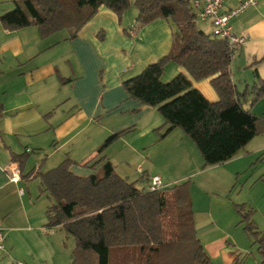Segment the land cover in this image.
Returning <instances> with one entry per match:
<instances>
[{
	"label": "crops",
	"instance_id": "crops-1",
	"mask_svg": "<svg viewBox=\"0 0 264 264\" xmlns=\"http://www.w3.org/2000/svg\"><path fill=\"white\" fill-rule=\"evenodd\" d=\"M239 2L227 0L222 10L234 9ZM129 6L120 22L110 9L100 6L74 38H70L68 30L41 38L34 26L16 31L0 26V203L7 202L12 190L19 192L21 184L32 180L31 172L45 173L66 157L75 163L70 167L74 175L89 176L93 170L78 163L90 159L109 135L128 128L131 133L111 145L104 156L117 175L129 182L143 174L147 181L136 184L137 189L147 188L154 176L167 188L176 181L171 174L182 173L185 179L196 173L212 172V167L203 169L195 145L181 130L174 129L160 139L165 127L156 109L128 99L123 83L132 80L147 65L170 55L176 44V28L168 20L137 27L135 37L127 36L125 31L134 26L137 15L133 4ZM13 8V0H0V16ZM200 25L201 31L212 32L210 22ZM230 25L235 35L246 38L245 45L233 53L230 64L231 79L241 92L252 84L255 74L264 78V0H256L254 7L231 20ZM162 71V83L184 73L173 62L167 63ZM184 74L210 104L218 101L209 79L196 83ZM258 104L244 107L256 116L259 111L263 115L264 99ZM255 140L242 153L219 165L225 168V173L239 175L246 171L250 160L264 149ZM164 152L167 154L162 159ZM12 155L27 156L22 167L18 168ZM167 157L173 158L171 163L164 162ZM11 164H16L19 170L16 183L12 182L8 169ZM249 184L250 195L236 197L235 206L243 205L244 213L250 211L255 231L264 234V166L250 178ZM1 216L2 224H8L9 236L22 232V228L7 221L16 219L12 218V212H0ZM25 220L33 222L35 218L26 216ZM0 229L4 234L1 225ZM52 233L45 238L52 237ZM251 238L247 239L251 245L231 240L228 234L200 244L210 262L212 259L220 260L218 264H264L258 245ZM15 244L14 239L4 237L5 250L0 255L10 258ZM51 258L56 264L55 258Z\"/></svg>",
	"mask_w": 264,
	"mask_h": 264
},
{
	"label": "trees",
	"instance_id": "trees-1",
	"mask_svg": "<svg viewBox=\"0 0 264 264\" xmlns=\"http://www.w3.org/2000/svg\"><path fill=\"white\" fill-rule=\"evenodd\" d=\"M193 0H134L135 25L140 28L156 20H168L176 28V44L170 55L147 65L144 70L123 83L128 99L156 109L164 120L165 138L179 129L196 146L203 168L222 165L244 150L258 130H264V117L242 107L249 99L253 106L264 99V78L255 74L250 86L238 92L230 75L232 53L225 41L197 27ZM12 11L0 16V26L16 31L29 26L38 28L41 38L68 30L70 38L105 6L120 20L128 9L127 0H13ZM130 29L125 34L130 36ZM173 62L192 81L209 79L218 96L208 102L193 87L184 73L171 82L162 83L164 66ZM249 106V107H250ZM131 128L105 138L95 154L79 166L93 173L78 177L70 171L75 163L66 157L57 167L45 173L30 175L38 179L40 190L50 201L46 230L57 227L74 241L72 264H210L209 257L196 239L189 182L148 192L137 189L140 177L129 182L115 172L104 156L111 145L130 134ZM26 155H12L22 167ZM97 166H99L97 168ZM243 231L253 237V244L264 258V234L255 231L250 211L241 213Z\"/></svg>",
	"mask_w": 264,
	"mask_h": 264
},
{
	"label": "rangeland",
	"instance_id": "rangeland-1",
	"mask_svg": "<svg viewBox=\"0 0 264 264\" xmlns=\"http://www.w3.org/2000/svg\"><path fill=\"white\" fill-rule=\"evenodd\" d=\"M127 1L128 5L130 4L129 7H132V4L134 6V0ZM120 20L118 21L120 22ZM200 24L201 21H197L198 28L201 27ZM134 26L139 27L135 25V23ZM258 103H260V101L253 106L256 104L259 105ZM244 106H250L249 99L242 100V107ZM258 114L259 117H264V114L262 115L260 111ZM259 130L258 134L253 139L261 142L264 146V130ZM195 147L196 146H194V148ZM166 154L167 153L164 152L160 158L162 157L163 159ZM172 159L173 158L167 157L164 162L171 163L170 161H172ZM262 166H264V149L250 160L246 167V171L240 172L239 175L236 173L232 175L225 173V170H223L225 168L219 165L210 166L212 167V172L205 174L196 173L192 175V177L190 175L185 179H182L184 176L182 173L175 175L171 174L173 180H176L170 185L171 187L186 181L189 182V196L194 216L193 226L196 239L200 240L202 245L205 244L207 240L223 237L226 234L229 235L231 240H237V242L241 244L251 245V242L248 243L247 240L251 238V235L243 231L245 224L240 223L241 217L236 212L235 205L237 203L234 200H236V197L243 198L250 195L252 190V185L249 184L250 178H252ZM170 167H167L168 172L171 171ZM210 167L203 169H208ZM43 172H45V170H43ZM218 174L220 177H218ZM37 180L38 179L34 178L29 180L26 184H21L20 187L23 190L21 195L17 190H12L7 202L0 203V212H12V218H16L7 221H10V223L17 228H22L21 233L19 232L14 235L10 234L9 236L8 224H2L4 217H0L1 228L5 230V239L7 240L8 237H10L11 240L14 239L16 241L14 254L10 255V258L0 255V264H53L51 257L55 258L56 264H72L71 253L74 247L73 239L67 237L61 230H46L44 227L46 222L45 211L48 205H50V201L46 197V194L41 192L39 181ZM241 213H244L243 210ZM26 216L34 217L35 220L33 222H28L25 220ZM51 233L53 236L46 239L45 237L51 235ZM56 243L58 246L55 245ZM228 243L233 244L230 241H228ZM4 247H6V244ZM8 249L11 251V248ZM53 254H55V257ZM110 256V263L114 264V256H112V254ZM218 263H220V260L211 259L210 264Z\"/></svg>",
	"mask_w": 264,
	"mask_h": 264
},
{
	"label": "built area",
	"instance_id": "built-area-1",
	"mask_svg": "<svg viewBox=\"0 0 264 264\" xmlns=\"http://www.w3.org/2000/svg\"><path fill=\"white\" fill-rule=\"evenodd\" d=\"M227 0H193L192 6L196 11L197 21L210 22L212 27L213 35L225 41L228 50L233 54L237 52L246 43V38L235 35L232 31L230 25L231 20L236 19L239 15H242L249 8L256 5V0H241L240 4L229 11H223V5ZM137 33V27L132 26L129 31L131 37H135ZM9 171L11 173L12 182L19 181V170L16 164H11L9 166ZM164 187L161 179L154 176L150 179L149 185L147 186L148 192H153L157 190H162ZM23 193L22 189H19V194ZM0 229V251H4V234Z\"/></svg>",
	"mask_w": 264,
	"mask_h": 264
}]
</instances>
